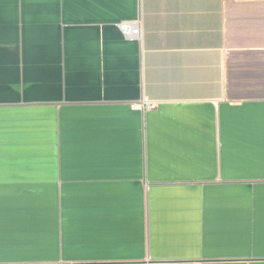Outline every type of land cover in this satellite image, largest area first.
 I'll use <instances>...</instances> for the list:
<instances>
[{
  "label": "crops",
  "instance_id": "0c3cea01",
  "mask_svg": "<svg viewBox=\"0 0 264 264\" xmlns=\"http://www.w3.org/2000/svg\"><path fill=\"white\" fill-rule=\"evenodd\" d=\"M0 264H264V0H0Z\"/></svg>",
  "mask_w": 264,
  "mask_h": 264
},
{
  "label": "built area",
  "instance_id": "2783aa9c",
  "mask_svg": "<svg viewBox=\"0 0 264 264\" xmlns=\"http://www.w3.org/2000/svg\"><path fill=\"white\" fill-rule=\"evenodd\" d=\"M119 28L123 35L129 39H141L143 36V27L140 20L132 22H122L119 24ZM157 106L147 100H143L133 104V108L139 111H147L155 109Z\"/></svg>",
  "mask_w": 264,
  "mask_h": 264
}]
</instances>
